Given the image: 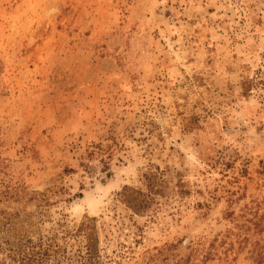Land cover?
Returning a JSON list of instances; mask_svg holds the SVG:
<instances>
[{"label":"rangeland","instance_id":"1","mask_svg":"<svg viewBox=\"0 0 264 264\" xmlns=\"http://www.w3.org/2000/svg\"><path fill=\"white\" fill-rule=\"evenodd\" d=\"M259 70L264 0H0L6 239L95 218L111 264H260Z\"/></svg>","mask_w":264,"mask_h":264},{"label":"trees","instance_id":"2","mask_svg":"<svg viewBox=\"0 0 264 264\" xmlns=\"http://www.w3.org/2000/svg\"><path fill=\"white\" fill-rule=\"evenodd\" d=\"M259 70L252 78H245L243 90L249 95L260 86L264 80ZM260 77V78H259ZM148 186L154 190V178L147 177ZM123 201L133 209L140 211L148 208L152 200L151 195L138 192L130 187L123 189L120 194ZM4 233L0 236V264H111L112 257L101 247V237L98 230V220L86 218L71 232L53 233L48 236L40 235L37 239L19 234L18 241L6 239V234L12 233L15 227V218L4 217L0 221ZM1 235V234H0ZM64 241V242H60ZM257 261L264 263V250L257 253ZM178 264H183L178 263ZM187 264V263H186Z\"/></svg>","mask_w":264,"mask_h":264}]
</instances>
